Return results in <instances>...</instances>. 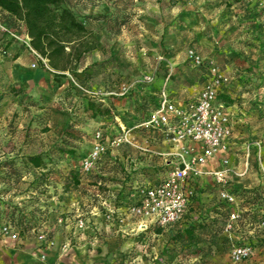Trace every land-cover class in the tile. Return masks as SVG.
Returning <instances> with one entry per match:
<instances>
[{
	"label": "rangeland",
	"instance_id": "rangeland-1",
	"mask_svg": "<svg viewBox=\"0 0 264 264\" xmlns=\"http://www.w3.org/2000/svg\"><path fill=\"white\" fill-rule=\"evenodd\" d=\"M64 4L94 33L97 43L73 70L56 76L40 67L46 60L28 47L23 23L0 11V193L16 198L11 208L1 199V209L22 221L24 233L35 236L43 225L63 216L72 220L74 214L89 215V203L97 219H107L109 208H122L130 198L132 185L157 178L162 168L147 167L140 150L129 144L103 153L89 171L81 162L97 130L104 136L114 133L115 127L109 126L117 123L115 116L128 125L135 113L150 108L155 96L133 100L131 116H122L118 112L122 106L111 103L119 96L90 101L83 89L116 91L120 83L155 69L158 83L169 76L172 93L187 98L219 74L218 97L244 113L239 114L246 124L242 146L250 152L255 179L251 187L240 184L238 189L242 205L256 203L253 213L241 212L239 230L223 232L219 223L226 210L207 184L188 215L197 224L196 245L173 238L182 225L149 224L127 234L116 253L103 255L94 246L91 262L264 264V229L257 226L264 218V199L260 200L254 162L259 156L264 163V0H64ZM188 50L201 57L200 63L190 60ZM135 140L142 145L141 139ZM158 144L161 151L168 150ZM34 155L40 158L37 167L29 162ZM77 191L86 202L75 212ZM57 201H62V213ZM94 231L97 237L104 235L101 228ZM237 241L250 244L252 254L232 263L229 249ZM69 246L61 244L63 251Z\"/></svg>",
	"mask_w": 264,
	"mask_h": 264
},
{
	"label": "built area",
	"instance_id": "built-area-1",
	"mask_svg": "<svg viewBox=\"0 0 264 264\" xmlns=\"http://www.w3.org/2000/svg\"><path fill=\"white\" fill-rule=\"evenodd\" d=\"M25 37L31 49L27 35ZM31 50L45 62L36 51ZM187 56L196 64L201 61V57L192 50L187 51ZM212 71L214 74V69ZM155 76L154 69L139 78L120 83L116 91L111 89L104 93L87 89L83 91L94 101L105 100L100 96H127L137 87L152 84ZM221 78V75L217 74L203 83L192 99L178 102L172 98L168 89L169 76H164L154 92L155 101L147 111L135 113L130 125L118 121L115 116L117 122L115 134L104 136L100 130L95 132L94 143L87 157L81 162L84 171H89L109 149L125 144L137 147L142 153L159 157L157 163L162 172L151 181L135 183L130 198L122 207L125 215L137 219L138 227L145 229L147 225L154 224L170 228L189 222L190 209L195 207L196 197L205 190L207 184L216 190L217 200L223 204L222 209L226 210L225 220L219 223L223 232L230 234L239 230L241 212L253 213L256 203L242 205L244 198L238 189L240 184L237 183V179L247 175L252 169L251 156L249 150L245 149L236 164L230 160L236 119L232 109L218 99ZM135 133L168 145L169 149L160 151L147 143L140 145L133 136ZM254 162L262 200L264 163L259 156ZM5 209V207L1 209L3 211L0 234L16 241L21 234V228L8 217ZM76 225L82 227L84 220L78 219ZM257 226L264 229V218ZM36 239L40 243V264H47L43 260V254L46 249L53 247L54 240L44 229L37 230ZM251 254L252 247L246 242L237 241L229 249V259L232 263L248 259Z\"/></svg>",
	"mask_w": 264,
	"mask_h": 264
},
{
	"label": "crops",
	"instance_id": "crops-1",
	"mask_svg": "<svg viewBox=\"0 0 264 264\" xmlns=\"http://www.w3.org/2000/svg\"><path fill=\"white\" fill-rule=\"evenodd\" d=\"M163 78L158 83L156 81V76H155V80L152 84L141 86L135 89L133 96L127 95V96L118 97L120 100H117L118 98H116V100L115 98H112L111 103L113 102L112 104L116 106L117 105L122 106V110L118 111L121 112L120 115L122 116L130 115V113H132L133 110L132 109L134 102L133 100L135 99L139 100L143 97L146 98L147 100L149 96L153 97L155 90L159 87ZM200 88L201 86L199 87V89ZM169 91L172 98L178 102L188 101L192 99L197 93L196 91L193 95L187 98H177L170 89ZM218 99L223 101L226 105H228L232 109L236 119L234 132H233L234 145L232 147V152L230 154L231 162L236 164L237 160L242 156L240 152L244 153V150L246 149L245 147L242 146V144L244 143L242 141V135L245 132V126H246V124L243 123V121L245 122V118H241V116L239 115L244 113L241 109H237L226 100L220 99L219 97ZM117 119L120 122H123L121 120H124L123 117L119 118V116L117 117ZM116 124L117 123H115L114 125L111 124L112 126H109V128L110 127L112 128L114 126L115 131L117 132ZM128 125H130V123ZM115 131L114 133H110V134H115L116 133ZM133 136L136 139H141L142 145L146 144L149 141L148 143L152 144L153 149L160 151L164 149V148L161 149V146L158 144V142H154L149 138L139 136L136 133ZM165 146H167V148L169 149L168 145ZM140 153H141L140 155L145 158L144 164L147 167H151L152 169L153 168L155 169L159 165L157 163L159 157L149 155L148 153H142V152ZM251 172L252 169L247 175L241 177L240 179H237V183L242 184L243 186L247 184V187H251V184L254 183V179H255ZM80 179L82 182L86 180L83 177ZM130 194H131V190H130ZM75 195L77 197L75 198L74 203H72V208L75 212H77L80 210L81 206L85 204L86 199L83 198L81 195H79L78 191L77 194L75 193ZM10 198L12 201L10 200ZM1 199L5 201L4 204L6 208H11L10 205L15 203L14 200L16 198L13 197V195L11 196V193L9 194L6 193L5 191H2L0 193V200ZM61 202L62 201L56 202L57 204H59L58 206L59 213H62L64 208ZM1 206L2 204L0 201V208ZM28 208H26L25 210H28ZM87 208L89 211V215L85 217L81 218L79 217L80 214H74V216H72L73 219L69 220V218L63 216V218H60V221L58 220L57 222L52 223L51 225L49 224L43 225V228H45L44 230H46L48 232V235L54 240L53 247L46 249L44 251L43 260L45 263L52 264L54 262H57L59 264H93L91 262L92 259L91 257H93V254L95 253L94 246L95 247L99 246L102 249L103 255H106V253H110V254L116 253L118 251L117 250V247H119L118 245L120 246L122 245L123 238L126 237L127 234L133 232L138 228L137 219H134L128 216L127 214L125 215V212L122 211V208L115 210L109 208L110 213L107 215L108 218L102 220H99L95 217L96 213L94 211L95 207L93 205L89 203ZM123 216L125 217L123 218ZM78 219L84 220V225L82 227H78L76 225ZM1 223H2V216L0 210V226ZM97 228H101L103 230L102 231L104 234L103 236L97 237L95 235L96 231L94 230ZM71 231L73 234L69 235ZM118 241H120V243ZM67 242L70 243L71 246H69L68 249L63 251L61 248V244ZM39 248H40V243L36 239V236L32 233L22 232L19 235L18 240L16 241L3 237L0 234V264H40Z\"/></svg>",
	"mask_w": 264,
	"mask_h": 264
},
{
	"label": "trees",
	"instance_id": "trees-1",
	"mask_svg": "<svg viewBox=\"0 0 264 264\" xmlns=\"http://www.w3.org/2000/svg\"><path fill=\"white\" fill-rule=\"evenodd\" d=\"M0 11L23 23L29 46L46 60V65L40 63V67L51 70L55 76L73 70L82 56L96 47L94 33L65 6L64 0H0ZM29 162L37 167L40 158L30 156ZM5 213L10 217L11 213ZM11 219L22 233L25 228L22 221ZM196 226L190 221L183 224L173 238L196 245Z\"/></svg>",
	"mask_w": 264,
	"mask_h": 264
}]
</instances>
